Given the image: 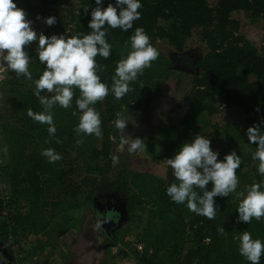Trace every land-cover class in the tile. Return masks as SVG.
I'll return each instance as SVG.
<instances>
[{
  "label": "trees",
  "instance_id": "trees-1",
  "mask_svg": "<svg viewBox=\"0 0 264 264\" xmlns=\"http://www.w3.org/2000/svg\"><path fill=\"white\" fill-rule=\"evenodd\" d=\"M66 1L41 0V3L56 5L55 11L59 12L63 10L62 5ZM140 2L143 5L139 9L141 18L134 21L133 29L127 32L119 28L107 29L106 39L112 46L111 55L108 59L96 57L97 63L104 65V70H98L97 74L101 81L111 88L116 62L121 58L126 42L130 49L129 38L135 27L145 30L159 55L136 81L130 82L132 91L122 99L117 100L110 92L103 101H98L93 106L99 110L101 118L100 146L83 142L79 144L80 151L76 155L83 157L89 154L93 160H103L102 165L87 168L89 173L97 174L92 179H83L84 186L93 187L90 188L87 199L92 201L93 194L107 193L117 196L123 201L128 216H132L138 206L148 204V220L153 226L146 227L136 236V242L142 244L141 250L135 247L131 250V256L138 264H250L240 255L238 241L233 237L242 231H248L253 239L258 238L264 243V218L260 221L253 219L251 224L238 223V201L235 193H230L228 197H214L217 214L215 219L209 220L190 211L186 204L173 202L166 194L169 183L177 182L173 173L169 182L168 179L164 181L148 172H130L125 168L120 170L116 178L109 177L108 173L112 162L110 154L113 155L114 147L120 143L119 133L114 126L115 114L122 111L123 105L130 114H135L139 108L150 102L158 80L167 79L173 71H181L172 66L171 57L161 52L158 43H167L175 54L183 53L186 39L195 30L199 31V36L205 44L206 54L195 61L198 73H191L189 97L177 108L182 112V116L170 119V113L176 108L167 111L166 124L161 130L164 142L153 148L152 159L161 161L172 158L182 143L191 141L197 134L204 135L207 127L212 125L209 117L217 112L218 97L223 99L226 105L236 106L245 114V121L249 126L260 124L261 131L264 132V40L262 46L257 47L245 35L239 33L240 21L232 17L233 12L243 11L251 21L259 17L264 18V0H215L213 5L209 4L208 0ZM109 3L116 6V0H101L100 6L107 7ZM95 6V0H80L76 12L68 9V22L55 25L44 35L71 36L76 33H89L91 29L88 22ZM67 25H72V28L64 33ZM34 53L33 56L29 53L32 59L28 68L32 79L29 80L22 74L18 76L12 71V76L6 84L9 95L14 98L15 106L4 121H1L0 115V180L4 183L6 181V186L11 188L9 199H0V216L2 214L6 218L0 219V242L9 243V247L14 243L9 239L10 234H40L47 228L49 222L44 214L48 205L46 194L55 192L64 184L61 168L55 162L49 163L47 158L41 155V151L52 148L60 154L67 151L66 146H72L77 143V139L82 138V134L78 137L74 131L79 114L72 115L77 111L75 99L80 95L78 89H73L72 107L65 109L58 104L53 106L52 114L56 127L54 136L49 137L47 124L36 122L27 115L28 109L34 112L43 110L34 95V81L39 78L46 65L39 61L37 51ZM180 86L181 80L178 78L176 88L179 89ZM41 95L52 94L41 92ZM212 126L217 127L216 124ZM232 133V136L227 135L223 139L229 137L231 141L230 137H233L242 140L239 134ZM112 137H116L115 142ZM249 147L250 150L246 154H243V147H237L235 150L241 159V165L236 170L238 180L247 176L243 172V166L252 159L256 145L249 144ZM253 167L256 170L258 168ZM256 177L257 182L263 181L258 173ZM211 188L212 184L209 182L207 190L210 191ZM241 190H244V187L238 184L237 191ZM20 206H25L26 211L20 212ZM74 206L76 204H66L65 209ZM4 209L7 212H4ZM12 209L20 211L13 215L10 212ZM224 221L229 224L224 228L225 231L220 233L218 228L222 227ZM260 264H264V256L261 257Z\"/></svg>",
  "mask_w": 264,
  "mask_h": 264
},
{
  "label": "clouds",
  "instance_id": "clouds-1",
  "mask_svg": "<svg viewBox=\"0 0 264 264\" xmlns=\"http://www.w3.org/2000/svg\"><path fill=\"white\" fill-rule=\"evenodd\" d=\"M95 4L88 22L91 29L89 33L45 36L33 30L30 26L32 21L26 18L25 11L17 7L14 0H0V61H6L7 70L31 80L32 73L28 68L31 59L25 46L33 41L38 42L37 55L46 67L34 81V95L43 110L34 112L28 109L27 115L36 122L47 124L49 137L56 133L52 108L57 104L65 109L72 107L73 89H78L80 93L75 99L77 111L72 113L73 116L79 114L75 133L78 137L81 134L101 137L100 114L93 106L98 101H103L110 92L117 100L122 99L132 91L130 82L136 81L158 58L159 53L150 43L145 30L135 27L129 38L130 49L126 42L121 58L116 62L109 88L97 74L98 70H104V65L98 64L96 60L97 56L108 59L111 55L112 46L106 39L107 29L119 28L125 32L133 29L134 21L141 18L139 9L143 5L140 0H116V6L109 3L103 8L100 6L101 0H95ZM44 22L51 26L56 23V18L49 16ZM41 92L52 95H41ZM256 110L259 111L258 108ZM115 115L114 126L126 152L132 154L145 148L143 139L133 138L125 132L129 120L120 112ZM246 135L249 143L256 145L252 159L258 161V173L264 176V132L261 131L260 124L249 126ZM112 139L115 142L116 137ZM76 142L82 144L83 140L77 139ZM210 144L208 138L197 134L191 141L182 143L172 158L165 159L177 181L169 183L166 194L173 202L186 204L190 211L212 220L217 214L214 197H228L230 193H235L238 201L237 222L251 224L253 219L260 221L264 218V181L252 183L245 186L244 190L237 191L239 180L236 170L241 165L240 156L231 151L225 154L222 161L218 160V153L212 150ZM41 155L49 163L62 158L52 148L43 149ZM110 156L113 164L120 163L119 156ZM209 182L212 184L210 191L207 190ZM109 222L110 218L102 221ZM218 231L223 233L225 230L220 226ZM233 238L238 241L241 256L250 264H260L261 257L264 256V243L260 239H253L248 231H242Z\"/></svg>",
  "mask_w": 264,
  "mask_h": 264
},
{
  "label": "rangeland",
  "instance_id": "rangeland-1",
  "mask_svg": "<svg viewBox=\"0 0 264 264\" xmlns=\"http://www.w3.org/2000/svg\"><path fill=\"white\" fill-rule=\"evenodd\" d=\"M213 5L215 0H208ZM17 7L23 9L26 18L32 21L30 25L37 34H44L51 31L55 25L63 24L69 21L68 9L76 12L80 5V0H67L62 9L56 12V5L51 3L42 4L41 0H15ZM49 16L56 18L54 25H47L44 20ZM39 17V19H37ZM232 17L240 21L239 33L243 34L257 47L260 48L264 40V18L259 17L255 21H251L243 11L233 12ZM69 24V23H68ZM72 25H67L63 31L67 33ZM69 29V30H68ZM38 42L33 41L30 45L25 46L30 59L31 55L37 49ZM31 51H29V49ZM158 48L169 58L174 54L173 48L165 42H159ZM184 53H190L194 59H198L206 54L205 44L199 36V31L195 30L192 35L186 39ZM0 115L4 121L11 114V110L15 106V101L8 93L6 84L12 76V70H7L6 61H0ZM181 80V86L176 88L177 79ZM191 73L185 71H173L167 79L158 80L157 88H153V96L150 102L139 108L135 114H130L126 106H122L119 111L128 120L129 123L125 132L131 137H140L144 140L145 148L137 150L135 153L128 154L124 145L120 142L113 149V155L119 156L120 163L113 164L111 162L108 176L116 178L121 169L125 168L130 172H148L160 177L166 181L168 179V169L166 160L155 161L151 154L153 148H157L164 142L161 130L166 124L167 111L174 109L169 118L175 119L182 116V112L178 110V106L185 103L189 97L191 88ZM150 89V87L148 88ZM217 112L209 117L210 123L216 124L217 127L209 125L206 133L202 136L208 138L211 142L210 146L213 151L218 153V160H223L227 152L235 151L237 147H243V154L250 149L246 130L249 124L245 121L246 115L241 113L236 106L226 105L221 98H217ZM99 112V110H97ZM232 132L239 134L242 140L238 138L223 139L227 135L232 136ZM0 132V141L1 140ZM82 134L83 142L87 144L93 143L100 146V137ZM67 151L60 153L62 157L55 163L61 168L64 184L55 192L47 193L46 201L48 205L44 210L45 219L49 222L47 228L40 234L30 233H12L9 239L14 243L9 247V243L1 242L3 250L9 254V264L18 262L19 264H138L131 256L133 247L141 250L142 244L136 242V236L145 230L146 227H152L153 223L148 220V204L138 206L132 216L125 214L122 217V211L116 206V210L120 212V218L115 228L116 239L114 244L102 248L101 244L107 241V237L102 235L101 229L95 220L92 201L87 199L91 187L84 186L83 179H92L97 176L96 173H89V166L95 167L103 164L102 159L93 160L89 154L83 157H76L80 151L79 144L66 146ZM168 159V158H166ZM253 166H258V161L250 159L243 166V172L247 176L239 180V186L244 187L252 183H258L256 170ZM259 174V173H258ZM260 175V174H259ZM172 177V175H171ZM264 181V176H261ZM5 183H7L5 181ZM6 194L11 188L6 187ZM10 194V193H9ZM98 194H93L96 198ZM117 200H120L117 197ZM58 203V205H54ZM76 204L72 208L65 209L66 204ZM21 207V206H20ZM21 210V211H20ZM20 210L12 209V214L17 212H25L26 207ZM5 216L1 214L0 219ZM122 217V218H121ZM0 220V225L2 221ZM13 224V223H12ZM229 222L224 221L222 228H226ZM11 230V227L8 228ZM99 236H101L99 238ZM15 240V241H14ZM189 243L186 244V248ZM20 257L16 259L17 256ZM33 260V263H31Z\"/></svg>",
  "mask_w": 264,
  "mask_h": 264
},
{
  "label": "flooded vegetation",
  "instance_id": "flooded-vegetation-1",
  "mask_svg": "<svg viewBox=\"0 0 264 264\" xmlns=\"http://www.w3.org/2000/svg\"><path fill=\"white\" fill-rule=\"evenodd\" d=\"M195 61H196V59H194L193 55L190 53L173 54L171 56L172 66H173V64H175V65L178 64L180 66L187 67L191 72H194L196 70L195 69V67H196ZM123 204H124L123 201L119 202L117 200V196H113V195L107 194V193L106 194H99V196H97L96 198L92 197V206H93V212H94L95 220L98 223L99 228L101 229L102 235H105L107 237V241H105L103 244H101L102 248H104V249L115 243L114 240H115L116 224H113L112 222L114 220V221H116V223H118V220H119L120 215H121L120 212L118 210H116V206H118L120 208V211H122V217L124 218L126 212H125ZM99 216H102V218L104 220H106V217H108V219L110 218V220L113 219L111 222L105 223L107 225V227L110 228L109 233L105 232V230L100 226ZM100 237L101 236H99V238ZM1 250H3V249L0 245V251ZM3 252H5L4 256H3V258H4L3 260H5V262H7V264H9V262H10L9 254L6 252V250H3Z\"/></svg>",
  "mask_w": 264,
  "mask_h": 264
},
{
  "label": "water",
  "instance_id": "water-1",
  "mask_svg": "<svg viewBox=\"0 0 264 264\" xmlns=\"http://www.w3.org/2000/svg\"><path fill=\"white\" fill-rule=\"evenodd\" d=\"M175 54V53H174ZM173 67L174 68H176V69H178V70H181V71H185V72H188V73H193V74H197L198 73V67H195V71L194 72H191L187 67H184V66H180V65H178V64H173ZM172 168H171V166H169V169H168V182L170 181V179H171V175H172ZM110 217V216H109ZM106 219H108V217H106ZM112 219V218H111ZM104 219L102 218V216H99V224H100V226L105 230V232H107V233H109V230H110V228L109 227H107V225L105 224V223H102V221H103ZM113 220V219H112ZM111 220V221H112ZM113 224H116L117 225V223H116V221H114L113 220V222H112ZM112 224V225H113ZM111 225V226H112ZM110 226V227H111ZM1 255H0V264H7V262H5V260H3L4 258H3V254L2 253H0Z\"/></svg>",
  "mask_w": 264,
  "mask_h": 264
},
{
  "label": "built area",
  "instance_id": "built-area-1",
  "mask_svg": "<svg viewBox=\"0 0 264 264\" xmlns=\"http://www.w3.org/2000/svg\"><path fill=\"white\" fill-rule=\"evenodd\" d=\"M1 163H2V159L0 158V166H1ZM6 187H7L6 184L0 180V199H3V201H6L9 199V195L6 194V192H7ZM8 210L9 209L7 208V211ZM7 211H6V209H4V212H7ZM19 257H20V255L17 256L16 259H18ZM14 264H19V263L15 262Z\"/></svg>",
  "mask_w": 264,
  "mask_h": 264
},
{
  "label": "crops",
  "instance_id": "crops-1",
  "mask_svg": "<svg viewBox=\"0 0 264 264\" xmlns=\"http://www.w3.org/2000/svg\"><path fill=\"white\" fill-rule=\"evenodd\" d=\"M0 253H2V254H3V253H5V252H3V250H1V251H0ZM0 255H1V254H0ZM3 255H4V254H3ZM31 263H33V260H32V262H31Z\"/></svg>",
  "mask_w": 264,
  "mask_h": 264
}]
</instances>
